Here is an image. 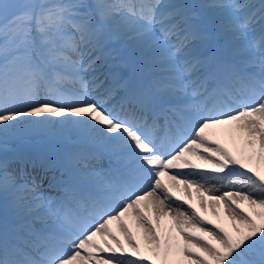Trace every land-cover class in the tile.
Listing matches in <instances>:
<instances>
[{
    "label": "snow or ice",
    "instance_id": "6c2138e0",
    "mask_svg": "<svg viewBox=\"0 0 264 264\" xmlns=\"http://www.w3.org/2000/svg\"><path fill=\"white\" fill-rule=\"evenodd\" d=\"M0 264H264V0H0Z\"/></svg>",
    "mask_w": 264,
    "mask_h": 264
},
{
    "label": "bare ground",
    "instance_id": "6f19581e",
    "mask_svg": "<svg viewBox=\"0 0 264 264\" xmlns=\"http://www.w3.org/2000/svg\"><path fill=\"white\" fill-rule=\"evenodd\" d=\"M253 1L255 2V0H253ZM74 58H75V57H74ZM217 138H218V139H221V140H226V141H228L230 144H233V143H232L230 140H228L226 137L220 136V137H217ZM192 159H193L194 161H198V160H195L194 157H193ZM13 171H15V172H19V169H16V168L13 167ZM164 181H165V182H168V178H167V176H165V180H164ZM177 194L182 196V194H185V193L181 190V191H179ZM187 195H188V197H190L193 201H195L196 198H197V200L199 201V198H198V196H197V193L195 192L194 189H189ZM205 201H206V204H207V200H205ZM210 209H211V208H210ZM127 222H128V223L130 224V226H132V228L135 230V235H137V238L139 239L140 237H139V231H138V229L135 228L134 224H132V222H131L130 219H129ZM162 224H163V226H164L165 228H167V227L171 226V221H170L168 218H163V220H162ZM112 227H113L114 230H116L115 222L113 223ZM173 231H175L174 228H173ZM117 235H120V233H119L118 231H117ZM120 238H121V240H123L122 235L120 236ZM141 246H142V249H143V242H142V240H141ZM145 254H147L146 250H145Z\"/></svg>",
    "mask_w": 264,
    "mask_h": 264
},
{
    "label": "rangeland",
    "instance_id": "374dc122",
    "mask_svg": "<svg viewBox=\"0 0 264 264\" xmlns=\"http://www.w3.org/2000/svg\"><path fill=\"white\" fill-rule=\"evenodd\" d=\"M90 1H91V0H89V2H90ZM165 2H168V0H165ZM208 2H211V0H208ZM163 179L165 180V177H163ZM213 183H216V182L213 181ZM226 190H227V189H226ZM187 196H188V195H187ZM189 198H190V197H189ZM204 199L207 200V197H204ZM194 202H196V204L201 208V206H200V202L197 200V198H196V200H195ZM205 207H206V210H202L203 213H204L205 215H206V213H207L206 216H208L209 219H213L214 221H216L217 218H216L215 216H213L210 207H207V204H206ZM205 207H203V208H201V209H204ZM218 222L223 223L225 226H229V223H228L226 217L223 216V214H221V217H220V219H219ZM173 232H174V231H173ZM180 259H183V258L181 257Z\"/></svg>",
    "mask_w": 264,
    "mask_h": 264
}]
</instances>
